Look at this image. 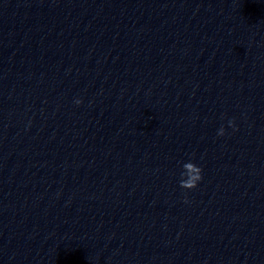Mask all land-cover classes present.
<instances>
[{"label":"clouds","instance_id":"9594fccd","mask_svg":"<svg viewBox=\"0 0 264 264\" xmlns=\"http://www.w3.org/2000/svg\"><path fill=\"white\" fill-rule=\"evenodd\" d=\"M77 105L82 103L81 100L77 99L75 101ZM228 126L233 128V130H237L235 126L234 120H229L228 121ZM218 136H223L225 135V129L223 126L220 127L217 133ZM183 171L181 172V179L179 181V186L182 189L185 190H193L198 186V183L202 180V168L197 166L195 163L189 161L185 162L182 165ZM187 202V200H185Z\"/></svg>","mask_w":264,"mask_h":264}]
</instances>
